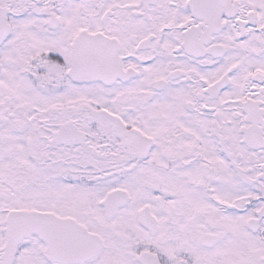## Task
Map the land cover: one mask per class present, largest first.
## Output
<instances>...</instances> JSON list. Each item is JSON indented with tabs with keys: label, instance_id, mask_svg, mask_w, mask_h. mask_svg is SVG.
<instances>
[{
	"label": "snow or ice",
	"instance_id": "1",
	"mask_svg": "<svg viewBox=\"0 0 264 264\" xmlns=\"http://www.w3.org/2000/svg\"><path fill=\"white\" fill-rule=\"evenodd\" d=\"M0 264H264V0H0Z\"/></svg>",
	"mask_w": 264,
	"mask_h": 264
}]
</instances>
